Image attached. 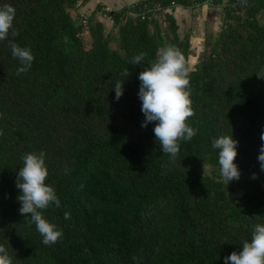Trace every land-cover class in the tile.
Segmentation results:
<instances>
[{
  "label": "trees",
  "instance_id": "16d2710c",
  "mask_svg": "<svg viewBox=\"0 0 264 264\" xmlns=\"http://www.w3.org/2000/svg\"><path fill=\"white\" fill-rule=\"evenodd\" d=\"M88 1L0 0L15 7L19 33L0 41V244L13 264H225L264 224V0H142L106 13L118 28L115 48L95 11L78 13ZM204 2L222 8L221 27L190 72L195 115L188 124L197 134L171 158L155 139V122L142 127L138 77L165 44L188 62L196 52L168 12L162 26L129 12L172 3L195 10ZM10 41L31 48L26 73L17 75ZM123 80L117 101L114 87ZM231 134L239 142L234 163L251 178L238 198L230 197L212 147L213 138ZM41 151L46 183L60 199L43 215L63 230L47 246L20 214L16 187L22 157ZM206 165L220 178L203 174Z\"/></svg>",
  "mask_w": 264,
  "mask_h": 264
},
{
  "label": "clouds",
  "instance_id": "9594fccd",
  "mask_svg": "<svg viewBox=\"0 0 264 264\" xmlns=\"http://www.w3.org/2000/svg\"><path fill=\"white\" fill-rule=\"evenodd\" d=\"M16 9L10 4L0 6V41L19 35L13 27ZM12 56L19 60L20 67L17 75L26 73L32 66L34 55L30 47H22L10 41ZM143 54L134 57L133 64H141ZM150 67L140 72L139 99L142 101L141 111L145 116L142 127L155 122L153 129L156 141L164 154L175 158L180 151V142L191 140L197 130L188 124L189 118L195 115L191 100L190 72L191 68L183 52L170 44H165L158 50L157 58L149 64ZM125 79L129 76L128 69L123 73ZM124 79V80H125ZM117 82L114 90L117 101L123 95V84ZM0 135L3 131L0 130ZM264 141V133L261 134ZM238 141L231 135L213 138L212 147L218 150L220 175L228 182L238 180L240 171L234 163L238 155ZM46 153H26L23 166L19 168L16 187L21 190L17 197L21 203L19 212L30 217L31 222L43 237L44 245H54L63 236V230L49 219L45 218L43 211L54 205L60 207L55 188L46 183L49 175L45 163ZM258 160L261 170H264V144L261 145ZM67 174V169H65ZM253 178L255 174H253ZM30 214V215H29ZM70 214L65 213V219ZM241 251H234L224 258L225 264H264V224L255 226L251 241H245ZM0 264H13L6 247L0 244Z\"/></svg>",
  "mask_w": 264,
  "mask_h": 264
},
{
  "label": "crops",
  "instance_id": "0c3cea01",
  "mask_svg": "<svg viewBox=\"0 0 264 264\" xmlns=\"http://www.w3.org/2000/svg\"><path fill=\"white\" fill-rule=\"evenodd\" d=\"M142 0H89L88 3L80 7L77 11L82 16L86 17L89 16L91 13L95 11V19L103 25L111 24L112 21L110 18L107 17L106 13L108 12H116L119 11L125 7H132L134 4L140 2ZM98 8V9H97ZM190 8H183V7H175L171 9L168 13L174 17L176 20V23L179 27V31L184 29L185 22L193 21V25H196L195 21L198 20L197 26H191V33H194V36H190L191 40L193 42H198V36L196 37V32H202L201 35H203V29L207 27V25L215 24L217 18H218V7H206L203 6L201 8L191 10ZM191 13V15H190ZM188 14V19H185V15ZM199 17V18H198ZM105 27V26H104ZM195 30V31H194ZM202 38V37H201ZM203 40V38H202ZM203 41H200V44H202ZM199 44V45H200Z\"/></svg>",
  "mask_w": 264,
  "mask_h": 264
},
{
  "label": "rangeland",
  "instance_id": "374dc122",
  "mask_svg": "<svg viewBox=\"0 0 264 264\" xmlns=\"http://www.w3.org/2000/svg\"><path fill=\"white\" fill-rule=\"evenodd\" d=\"M192 10V9H191ZM191 10H189L191 12ZM171 11V10H170ZM76 11H71V17L74 19L75 18V15H76ZM162 15V16H160ZM185 15V14H184ZM191 15V13H190ZM222 16H223V11H222V8L219 7V10H218V18L215 22V24H209L207 25L206 28L203 29V35L202 32H196V37L198 36H201V37H198V42H193V40H191L190 36H194V33H191V26H197L198 25V20L195 21L196 25H193V21H189L188 19V14L185 15V19L187 18V21L189 22H185V27L184 29L182 30H178V34H179V37L182 38L183 36H188L189 39H190V43L191 45L194 47L195 49V54L194 56H190L189 57V66L191 68V70H193L194 66L198 63V59H197V55L198 53L201 52V50L203 49V44L205 42V40H215L217 38V35L220 31V25H221V19H222ZM163 14H159L157 16V20H160L159 21V25L162 24V20H163ZM199 18V17H198ZM259 19H260V22L261 23H264V15H260L259 16ZM158 22V21H157ZM104 29L106 32H110V35L112 36V42H111V47L112 48H115L116 46V37H117V30L118 28L117 27H113V23L111 24H108V25H104ZM162 26V25H161ZM195 31V30H194ZM81 39L84 43V45L88 48L89 47V44H90V40L88 38V36H81ZM200 41H203L202 44H200ZM200 44V45H199ZM240 171V170H239ZM203 174L205 175H212L213 173H215V177H217L218 179L220 178L219 177V172H216L211 166L209 165H206L204 166L203 168V171H202ZM222 181H226L224 180L222 177H221ZM250 176L244 174L242 171H240V178L238 180H232L230 181L231 182V185L233 186V191L230 193V197L232 198H238V197H241L244 193V190H245V186L247 185V183L250 181ZM262 188L264 190V185H262Z\"/></svg>",
  "mask_w": 264,
  "mask_h": 264
},
{
  "label": "built area",
  "instance_id": "2783aa9c",
  "mask_svg": "<svg viewBox=\"0 0 264 264\" xmlns=\"http://www.w3.org/2000/svg\"><path fill=\"white\" fill-rule=\"evenodd\" d=\"M209 3L208 2H204L203 4H198L196 5V7H203V6H207ZM173 7H177L175 6V4H173ZM171 9L170 8H162L161 6L157 5L154 8L151 9H147V10H143L141 12H129V15L132 16L133 18H140L141 20H144L146 15H150V17H152L153 19H157V16L159 14H165L167 12H169ZM83 23L86 22L85 19L82 20Z\"/></svg>",
  "mask_w": 264,
  "mask_h": 264
}]
</instances>
